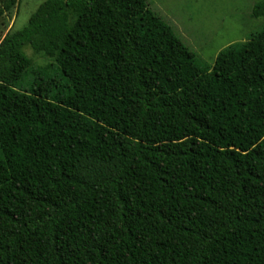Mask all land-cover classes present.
<instances>
[{
    "label": "trees",
    "instance_id": "obj_1",
    "mask_svg": "<svg viewBox=\"0 0 264 264\" xmlns=\"http://www.w3.org/2000/svg\"><path fill=\"white\" fill-rule=\"evenodd\" d=\"M0 264H264V23L211 66L145 0L5 34Z\"/></svg>",
    "mask_w": 264,
    "mask_h": 264
},
{
    "label": "rangeland",
    "instance_id": "obj_2",
    "mask_svg": "<svg viewBox=\"0 0 264 264\" xmlns=\"http://www.w3.org/2000/svg\"><path fill=\"white\" fill-rule=\"evenodd\" d=\"M5 0H0V5ZM43 0H17L0 16V40L26 25L29 16ZM148 8L167 24L203 63L212 65L217 53L233 42L245 41L259 30L264 17H253L252 8L261 0H145ZM37 67L53 60L26 48Z\"/></svg>",
    "mask_w": 264,
    "mask_h": 264
}]
</instances>
